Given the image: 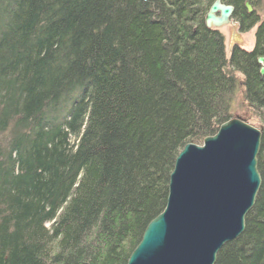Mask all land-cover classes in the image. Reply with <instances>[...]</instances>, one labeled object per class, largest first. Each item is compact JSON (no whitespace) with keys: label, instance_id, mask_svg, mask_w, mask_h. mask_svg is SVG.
<instances>
[{"label":"trees","instance_id":"1","mask_svg":"<svg viewBox=\"0 0 264 264\" xmlns=\"http://www.w3.org/2000/svg\"><path fill=\"white\" fill-rule=\"evenodd\" d=\"M220 1L241 30L264 2ZM213 2L0 0V264H126L179 151L232 117L235 73L260 187L214 264H264V24L227 59Z\"/></svg>","mask_w":264,"mask_h":264},{"label":"water","instance_id":"2","mask_svg":"<svg viewBox=\"0 0 264 264\" xmlns=\"http://www.w3.org/2000/svg\"><path fill=\"white\" fill-rule=\"evenodd\" d=\"M244 7L252 12L248 2ZM233 10L215 0L205 26L227 25ZM263 62L257 58L260 74ZM261 131V125L234 117L200 144H185L169 175L165 207L148 222L126 264H214L219 249L244 230L255 202Z\"/></svg>","mask_w":264,"mask_h":264},{"label":"rangeland","instance_id":"3","mask_svg":"<svg viewBox=\"0 0 264 264\" xmlns=\"http://www.w3.org/2000/svg\"><path fill=\"white\" fill-rule=\"evenodd\" d=\"M253 10L259 17L258 22L253 27L247 30H241L238 22L231 18L227 25L217 29L224 36V50L227 59L229 58L232 48L235 46H241L246 50H251L253 48L255 31L260 24H264V2L260 3L256 8L252 7V11ZM235 76L238 78V88L231 103V115L247 118L249 121L261 125L258 121L256 111L252 109L244 99L242 76L239 73H235Z\"/></svg>","mask_w":264,"mask_h":264},{"label":"bare ground","instance_id":"4","mask_svg":"<svg viewBox=\"0 0 264 264\" xmlns=\"http://www.w3.org/2000/svg\"><path fill=\"white\" fill-rule=\"evenodd\" d=\"M215 1V0H214ZM211 6V5H210ZM210 8V7H209ZM231 18V17H230ZM261 68V67H260ZM260 70V69H259Z\"/></svg>","mask_w":264,"mask_h":264}]
</instances>
